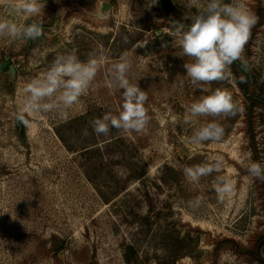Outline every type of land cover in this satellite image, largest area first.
<instances>
[{
  "label": "rangeland",
  "instance_id": "374dc122",
  "mask_svg": "<svg viewBox=\"0 0 264 264\" xmlns=\"http://www.w3.org/2000/svg\"><path fill=\"white\" fill-rule=\"evenodd\" d=\"M167 1L186 25L204 3ZM102 2L111 6L106 19L99 16ZM242 2L256 17L243 59L250 93L259 100L249 101L240 62L233 63L228 80L202 87L226 89L240 110L220 119L221 142L192 145L193 127L212 118L196 125L183 119L208 93L186 82L183 65L191 58L182 56L178 38L172 46V22L158 0H45L36 17L12 12L0 0V20L44 25L35 41L0 38V61L7 57L16 69L14 78L8 68L0 73V264H263L251 253L264 235V190L246 169L253 162L249 121L264 165V0ZM60 53L82 61L95 54L102 67L66 116L29 115L27 126L18 123L25 84ZM123 53L131 61L130 81L147 93L150 122L143 133L113 129L97 137L90 121L122 103L109 69ZM112 135L116 140L104 144ZM94 142L101 153L84 154ZM216 156L236 189L223 203L213 189L215 174L198 183L183 174ZM197 196L203 203L193 209L188 202ZM260 253L264 259V246Z\"/></svg>",
  "mask_w": 264,
  "mask_h": 264
},
{
  "label": "clouds",
  "instance_id": "9594fccd",
  "mask_svg": "<svg viewBox=\"0 0 264 264\" xmlns=\"http://www.w3.org/2000/svg\"><path fill=\"white\" fill-rule=\"evenodd\" d=\"M6 4L12 12L36 17L44 10L45 0H6ZM197 4L198 0H191L190 6ZM190 21L187 25L173 21V31L167 35L173 38L172 46L178 38L182 56L191 58V62L183 65L186 82L208 94L188 106L183 123L196 125L201 117L212 119L193 127L187 142L192 145L219 143L225 135L220 119L236 116L239 105L226 89L217 87L209 91L202 85L228 80L230 67L237 61L242 72L250 71L243 53L256 17L242 0H204ZM43 33L44 25L38 20L27 24H18L11 19L0 20V38L35 41ZM162 47H168V42L165 41ZM101 67L102 61L95 54H90L85 61L73 53L57 54L46 71L25 84L22 104L14 119L27 126L29 120L26 117L29 115L55 112L63 118L87 93ZM131 67L128 54L123 53L109 69L111 82L122 90V103L115 113L107 111L102 117L90 121L92 132L97 137L107 138L113 129L120 133H143L150 122L145 107L147 93L141 90L138 83L130 81ZM184 82L181 81V84ZM239 82L247 83L246 77L242 75ZM88 134L85 130L84 135ZM223 167L222 157H209L203 163L185 167L183 174L190 183H198L201 178L215 174L213 189L217 200L223 203L236 190L234 181L222 174ZM246 170L252 178L264 181V165L261 163L250 162ZM202 203L203 197L197 196L188 205L196 209Z\"/></svg>",
  "mask_w": 264,
  "mask_h": 264
},
{
  "label": "trees",
  "instance_id": "16d2710c",
  "mask_svg": "<svg viewBox=\"0 0 264 264\" xmlns=\"http://www.w3.org/2000/svg\"><path fill=\"white\" fill-rule=\"evenodd\" d=\"M162 3H163V7H164V10H165V16L167 17V19L171 22L173 21H180V19L176 18L172 12V9H171V6L169 4V2L167 0H162ZM4 62V61H3ZM2 64V61H0V65ZM242 75L246 77L247 79V83H240V85L242 86L245 94L247 95L249 101L254 104L256 103L259 98L255 95V94H252L253 92L250 93V88L252 87V78L249 74V72H242ZM10 87V86H9ZM249 137H250V142H251V150H252V153H253V162H259L261 163V159H260V153H259V150H258V147L256 145V141H255V134L253 132V130L251 129V123L249 121ZM23 131V129L21 130V132ZM116 137L117 136H111L110 137V141H105L104 144H107L109 142H112L114 140H116ZM101 145L99 143H92L90 144L89 146H87L86 148L83 149V153L84 154H93L94 156L95 155H98L99 153H101L102 151V147H100ZM262 164V163H261ZM143 176V175H142ZM261 184V187L263 188L264 190V181H260L258 180ZM226 242H231L233 243V246L237 249V250H241L240 247L238 246V244L234 241V240H231V239H227ZM264 246V235H261L257 238L256 242H255V245H254V248L252 249V253H251V256L252 258H254L255 260L257 261H260L264 264V259L261 257V253H260V249L261 247ZM128 262V260H127Z\"/></svg>",
  "mask_w": 264,
  "mask_h": 264
},
{
  "label": "water",
  "instance_id": "95a60500",
  "mask_svg": "<svg viewBox=\"0 0 264 264\" xmlns=\"http://www.w3.org/2000/svg\"><path fill=\"white\" fill-rule=\"evenodd\" d=\"M158 1H159V7H160V9H161L163 15H165V10H164V7H163L162 0H158ZM110 9H111V6L109 4H107L105 2H102L101 3L100 10H99V16L101 18H103V19H106L108 17V14L110 12ZM6 69L9 72L10 76L12 78H14L15 75H16V69L11 64V62L9 61V59L7 57L4 59V63L0 65V73L1 72H4Z\"/></svg>",
  "mask_w": 264,
  "mask_h": 264
}]
</instances>
